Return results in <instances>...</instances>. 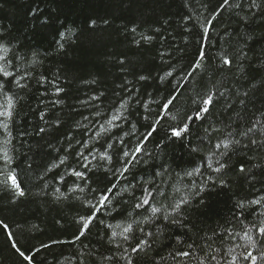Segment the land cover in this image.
I'll use <instances>...</instances> for the list:
<instances>
[{"label": "trees", "instance_id": "trees-1", "mask_svg": "<svg viewBox=\"0 0 264 264\" xmlns=\"http://www.w3.org/2000/svg\"><path fill=\"white\" fill-rule=\"evenodd\" d=\"M0 264H264V0H0Z\"/></svg>", "mask_w": 264, "mask_h": 264}]
</instances>
